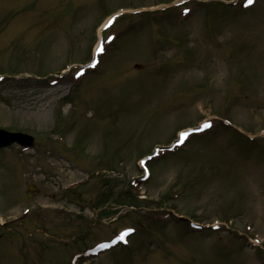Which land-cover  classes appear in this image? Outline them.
I'll return each instance as SVG.
<instances>
[{"label":"rangeland","instance_id":"rangeland-1","mask_svg":"<svg viewBox=\"0 0 264 264\" xmlns=\"http://www.w3.org/2000/svg\"><path fill=\"white\" fill-rule=\"evenodd\" d=\"M179 1L0 0V264H264V0Z\"/></svg>","mask_w":264,"mask_h":264},{"label":"water","instance_id":"water-1","mask_svg":"<svg viewBox=\"0 0 264 264\" xmlns=\"http://www.w3.org/2000/svg\"><path fill=\"white\" fill-rule=\"evenodd\" d=\"M13 142H17L20 145H31L32 139L30 137L21 134H8L0 131V146H8Z\"/></svg>","mask_w":264,"mask_h":264},{"label":"snow or ice","instance_id":"snow-or-ice-1","mask_svg":"<svg viewBox=\"0 0 264 264\" xmlns=\"http://www.w3.org/2000/svg\"><path fill=\"white\" fill-rule=\"evenodd\" d=\"M253 3H254V0H247V5H248V6L252 5ZM101 50H102V49H101ZM98 51H99V50H98ZM204 127L207 128V127H210V125L206 124V125H204ZM126 235H128V233H124V234H122V235L120 236V240H121V241H124Z\"/></svg>","mask_w":264,"mask_h":264}]
</instances>
